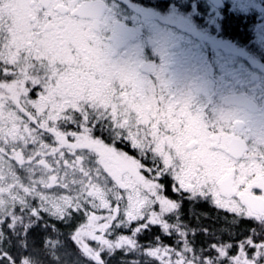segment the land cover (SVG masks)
I'll use <instances>...</instances> for the list:
<instances>
[{
    "label": "snow or ice",
    "instance_id": "6c2138e0",
    "mask_svg": "<svg viewBox=\"0 0 264 264\" xmlns=\"http://www.w3.org/2000/svg\"><path fill=\"white\" fill-rule=\"evenodd\" d=\"M108 28L101 0H0V264H264V113L170 92Z\"/></svg>",
    "mask_w": 264,
    "mask_h": 264
},
{
    "label": "rangeland",
    "instance_id": "374dc122",
    "mask_svg": "<svg viewBox=\"0 0 264 264\" xmlns=\"http://www.w3.org/2000/svg\"><path fill=\"white\" fill-rule=\"evenodd\" d=\"M101 2L106 5L109 22L107 37L112 36L116 23L136 34L121 49L125 56L118 55L117 50V59L149 64L154 67L153 76L163 69L162 76L170 92L190 96L194 103L209 111L225 108L226 95L253 88L252 76H264V0H223L221 9H214L206 0ZM228 17L241 20L240 29L245 25L241 38H232L224 32ZM170 45L174 50L169 49ZM238 82L245 84L242 89L238 88ZM57 223L50 224L54 232ZM47 224L32 221L8 227L13 229L14 237L27 235L31 246L33 227L47 236ZM153 228L159 231L158 227ZM52 256L50 264H55L58 258L55 253Z\"/></svg>",
    "mask_w": 264,
    "mask_h": 264
},
{
    "label": "flooded vegetation",
    "instance_id": "af4514ba",
    "mask_svg": "<svg viewBox=\"0 0 264 264\" xmlns=\"http://www.w3.org/2000/svg\"><path fill=\"white\" fill-rule=\"evenodd\" d=\"M132 31V30H131ZM134 34L135 32L132 31ZM136 35V34H135ZM170 50H174L173 46H169ZM125 52V51H124ZM122 50L118 51V55L123 56L122 54L124 53ZM149 65V64H147ZM151 66V65H150ZM153 67V66H152ZM154 69V67H153ZM253 79V88L249 90H240L237 92H234L233 94L226 95L224 100H223V105L224 107H230V106H235L237 104H243L245 106L250 107L257 113H264V76L260 75H254L251 77ZM243 82H238V88L242 89L245 84H242ZM237 100L239 103H234L232 101ZM229 101L228 104L225 105V102ZM47 227H51L52 225L47 224ZM57 231L58 229H64V225L57 223L56 224ZM61 229V230H62ZM47 231V230H46ZM54 232V230H52ZM48 235V232H46Z\"/></svg>",
    "mask_w": 264,
    "mask_h": 264
},
{
    "label": "trees",
    "instance_id": "16d2710c",
    "mask_svg": "<svg viewBox=\"0 0 264 264\" xmlns=\"http://www.w3.org/2000/svg\"><path fill=\"white\" fill-rule=\"evenodd\" d=\"M228 23L225 24V28H224V32H226L227 34H229L230 37L232 38H241L243 33L245 32V25L242 24L244 27L242 29L241 28V23L239 19H236L234 17H228ZM240 30H244L243 32H241ZM242 34V35H241ZM194 213H204V212H208L209 214L211 215H215L216 214V210L214 209L213 206L207 204V203H200V204H196L194 206V209H193ZM183 212H184V216L181 218L182 220L186 221L187 224L193 228H196L198 227V222L195 218V216H189V213H188V205H187V202L184 203V206H183ZM222 215H224V213H221ZM201 224H203L204 226H215V227H219L220 225L219 224H216V225H212L210 221L206 220V219H203L202 218V221L200 222ZM62 229V228H61ZM154 232H158L157 230H155V228H153ZM125 233H128L126 230L124 232ZM225 239H227V236L224 237ZM140 243H147V237H138ZM163 239L165 240V242H170V239H168L167 237H163Z\"/></svg>",
    "mask_w": 264,
    "mask_h": 264
},
{
    "label": "water",
    "instance_id": "95a60500",
    "mask_svg": "<svg viewBox=\"0 0 264 264\" xmlns=\"http://www.w3.org/2000/svg\"><path fill=\"white\" fill-rule=\"evenodd\" d=\"M214 9H220L223 7V0H206ZM114 28L116 30V34H117V37H120L121 39L118 40V42L115 44V48H116V51H115V54H117V50L118 49H122L125 44H126V41L127 39L129 41H133L135 39V35L130 31L128 30L123 24L121 23H116L114 25ZM151 45L153 44L152 41L149 42ZM123 56H125V53L122 54ZM144 67H142L141 69L143 71H146L147 69V64H143ZM234 103H239L237 100H234L232 101ZM229 101H226L225 102V105L228 104Z\"/></svg>",
    "mask_w": 264,
    "mask_h": 264
}]
</instances>
